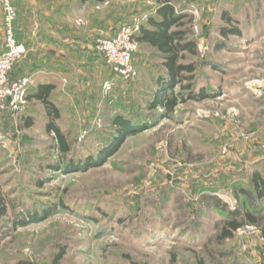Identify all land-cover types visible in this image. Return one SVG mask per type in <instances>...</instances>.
I'll return each instance as SVG.
<instances>
[{
    "label": "rangeland",
    "instance_id": "rangeland-1",
    "mask_svg": "<svg viewBox=\"0 0 264 264\" xmlns=\"http://www.w3.org/2000/svg\"><path fill=\"white\" fill-rule=\"evenodd\" d=\"M11 1L17 10L15 35L27 45L24 60L34 70L25 75L55 70V61L45 67L55 55L49 45L62 46L67 35L54 17L51 26L44 20V4L51 0ZM114 1L110 10L85 2L77 7L78 16L74 6L70 21L86 36L98 26L94 10L107 16L130 4L129 17L115 12L114 21L101 28L103 36H113L133 15L159 3ZM174 3L186 14L189 37L197 43V53L185 51L180 59L195 65V71L184 73L183 83L193 87L177 85L175 92L204 88L209 97H188L170 114L152 108L156 69L165 66L163 55L149 49L156 68H139L136 80L125 81L114 72L95 79L84 69V85L74 95L53 93L61 111L57 123L71 145L65 155L47 130L43 104L28 97L38 81L28 89L22 110L0 111V209L6 207L0 212V264H55L57 259V264H264V208L255 214L258 225H245L232 238L219 239L218 224L227 216L211 211L204 200L214 194L236 208L244 204L236 187L252 189L254 171L264 177V0ZM4 17L0 5V53L5 48ZM223 26L238 28L240 34L224 37ZM103 36L87 44L101 53L97 40ZM219 43L224 47L218 49ZM109 79L114 85L105 93L103 84ZM118 114L149 127L127 135L102 164L70 172L54 168L101 154L118 134L113 124ZM28 116L33 124L25 126L21 118ZM46 209L51 213L42 217ZM34 213L40 217L31 220Z\"/></svg>",
    "mask_w": 264,
    "mask_h": 264
},
{
    "label": "trees",
    "instance_id": "trees-1",
    "mask_svg": "<svg viewBox=\"0 0 264 264\" xmlns=\"http://www.w3.org/2000/svg\"><path fill=\"white\" fill-rule=\"evenodd\" d=\"M80 1L85 3L92 0ZM93 1L105 2L106 0ZM158 1L159 5L157 6L155 13L151 15L149 22L141 29V32L138 34V39L140 42H148L150 45L156 47L164 57L165 70H163V73L156 79V90L150 106L152 108L162 107L170 114L175 111L176 107L181 102L186 101L188 97L204 99L209 97L210 94L204 88L200 89L199 92L192 90L188 94H184L182 91L175 92V87L177 85H181L184 89L187 87H193L191 84L185 86L183 83L187 78L184 73L195 71V65L192 63L183 64L180 62V59L182 58V53L185 51L197 53V43L195 39L189 37L191 28L187 24L186 14L177 10L174 0ZM224 17L227 18V20H231L227 12H225ZM221 33L226 37L231 34H240V30L235 27L223 26L221 27ZM217 47L220 49L223 48L224 45L219 43ZM24 59L16 64L19 65L17 74H12L13 70L11 71V79L15 80L30 73V71L24 66V63L27 60ZM20 62L23 66L19 64ZM107 65L111 68L108 63ZM54 88V84L40 83L32 90L28 97L30 100L35 99L43 104L48 119L47 130L48 132L54 133L57 138L58 148L61 153L65 155L71 151V145L60 125L57 123L61 117V111L52 97ZM21 120L24 121L25 126L33 124V118L30 116L22 117ZM113 124L118 130V134L111 144L104 148L101 154L98 156H91L86 160H80L78 163L73 161L60 162V164L55 165L54 168L65 169L67 172H70L83 170L87 166L90 167L102 164L106 156H111L118 150L127 135L145 130L149 127L148 123L136 124L122 114H118L113 118ZM252 182V189L236 187L237 195L244 196V204L237 206L236 208L229 207L227 203L223 202L221 198L214 194H207L204 198L211 211H217L227 216L224 221L218 224L220 230L219 239L232 238L234 233L245 225H258L257 223H260L259 218L255 216V214H258L264 208V177L260 171L257 170L253 172ZM1 200L2 198L0 196V201ZM0 212L5 213L6 207L3 206V208L0 209ZM50 213L51 209L43 210L42 217L48 216ZM29 217L31 220H36L40 216L37 213H34ZM22 222L23 221H20L19 223ZM59 261L60 260L57 259L55 264Z\"/></svg>",
    "mask_w": 264,
    "mask_h": 264
},
{
    "label": "crops",
    "instance_id": "crops-1",
    "mask_svg": "<svg viewBox=\"0 0 264 264\" xmlns=\"http://www.w3.org/2000/svg\"><path fill=\"white\" fill-rule=\"evenodd\" d=\"M20 1V0H19ZM91 2V3H90ZM109 3V4H106ZM115 2L114 0H106L105 2H96V1H88L86 3H90L91 6H95L96 3L98 4H105V10H110L112 7H110V4ZM84 3L80 0H51L50 3L44 4V20L50 24L53 21L54 17V23L57 27L60 28V30L67 35V38L64 40H60L62 43V46L57 47L54 45V43H51L49 45V51H52L55 55L53 56L51 62L48 61L45 64V67L49 66L52 62H57V66H54L55 70H37V74H34L35 81H38L40 83H51L54 84L55 88L52 92L53 93L58 90L62 96L67 95H74L76 90H78L80 87H82L83 80L82 77L85 75L84 69L89 70V73L93 76V74L96 76L95 79H98V76H110L112 69L107 66V63H103V56L99 52H95L93 49V46L90 41V38L95 36H103V28L110 25V21H114L113 17L117 13V11L111 10L107 16H104L103 14H99L97 10H94V12H97L95 14L96 16V23L98 24L95 33L93 34H87L86 36L83 34L81 30L74 27V24L70 21V17H72V13L70 12V9H72L74 6L75 8L72 10H75L76 15L78 16V9L77 7L80 6L83 8ZM125 4V3H123ZM159 3L157 4V6ZM21 6V5H20ZM128 8L126 7L119 8L120 12L117 13L121 17L125 18L129 17L131 15V6L130 4H127ZM157 8V7H154ZM152 7V10L154 9ZM27 11L31 13L29 10ZM156 10V9H154ZM114 11V12H113ZM119 11V10H118ZM147 11V10H146ZM101 13V12H100ZM119 16V17H120ZM122 18V19H123ZM69 19V22H66V20ZM104 26V27H103ZM100 27V28H98ZM102 28V29H101ZM91 35V36H90ZM61 38V37H59ZM59 39L55 37V41H58ZM93 40V39H91ZM66 43V44H65ZM88 45V46H87ZM144 47V49H142ZM61 48V49H60ZM151 49L153 51L160 52L156 47L150 45L148 42H141V50L136 54L135 56V63L139 70V68H147L148 66L151 67V70L154 71L156 66H151L153 56L150 54L148 50ZM51 52V53H52ZM161 53V52H160ZM64 54L69 57V59L64 58ZM162 54V53H161ZM60 56V58H59ZM164 59V57H163ZM25 67L28 69V71L34 72L31 68V61L28 60L25 62ZM55 64V65H56ZM60 67L56 69V67ZM44 67V68H45ZM159 70H161V73H159ZM156 69L157 76H160L163 71L162 69ZM77 73H79V76H77ZM115 74V73H114ZM103 78V77H102ZM92 79V77H91ZM94 79V78H93ZM141 79V78H140ZM157 79V78H156ZM156 79L153 81L156 87ZM139 83H142L140 80H138ZM89 84V83H87ZM90 86V85H89ZM88 86V87H89ZM37 87V86H36ZM35 87V88H36ZM34 88V89H35Z\"/></svg>",
    "mask_w": 264,
    "mask_h": 264
},
{
    "label": "built area",
    "instance_id": "built-area-1",
    "mask_svg": "<svg viewBox=\"0 0 264 264\" xmlns=\"http://www.w3.org/2000/svg\"><path fill=\"white\" fill-rule=\"evenodd\" d=\"M0 5L4 10L6 26L5 48L0 53V111L8 108L19 112L27 103L28 89L35 82V76L24 75L15 80L9 78L14 66L26 57L28 48L15 35L14 22L17 18V10L12 1L0 0ZM193 12L196 22L194 27L198 31L196 19L199 14L198 9H194ZM153 13L155 10L135 14L128 23L118 29L115 35L103 36L97 40L98 49L104 55L113 72L125 81L136 80L139 76V70L134 63L135 54L140 47L138 34L149 22ZM113 85L112 79L106 80L103 84L105 93H109Z\"/></svg>",
    "mask_w": 264,
    "mask_h": 264
}]
</instances>
